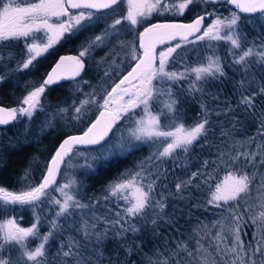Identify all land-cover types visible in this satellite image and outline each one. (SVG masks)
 Instances as JSON below:
<instances>
[{
  "label": "snow or ice",
  "instance_id": "obj_1",
  "mask_svg": "<svg viewBox=\"0 0 264 264\" xmlns=\"http://www.w3.org/2000/svg\"><path fill=\"white\" fill-rule=\"evenodd\" d=\"M197 2L213 6L232 5L237 11L228 16H220L216 7L212 11L206 8L203 15L197 16L188 24L149 23L138 33V45L135 41L119 40L125 27L132 30L137 25L148 22L153 15L164 16L170 13L173 18L182 17ZM122 4H126V14L117 17L114 14ZM71 9H76L78 14L71 15ZM242 15L244 19L241 18ZM53 17L56 18L55 23L51 22ZM101 18L111 19V23L99 35L86 40L78 55L61 56L46 74V78L27 92L18 107H0V125H7L22 117L31 121L37 111L44 109L41 97L46 88L63 80L69 66L72 69L71 77H79L85 69V57L110 38L117 39L121 50L127 49L125 56L130 57V63L126 67L131 70L114 83L111 91L104 90L106 94L103 95L102 102L98 99L100 94L95 90L86 94V98L79 104L73 101L71 109L75 119L79 120L90 105L97 106L99 116L82 135L68 136L63 140L46 165L42 180L36 186L29 182L27 190L21 191H10L0 185V212L4 213L12 205L35 207L43 197L49 196L50 191L59 192L62 199L51 200L59 209L55 214L56 219L50 221L52 229L59 227L57 220L60 217L72 216L79 210L81 217L75 230L82 235L84 243L70 238L52 256L46 245L53 236V231L49 230L40 236L39 215L35 217L36 223H32L30 227H20L15 218H8L0 221V264H104L105 259L108 264H121L120 249L130 256L140 247L136 243H126L128 234L141 232L148 223L155 228L164 213L165 199L161 195L157 200L152 195L156 182L152 179L151 169L146 168L142 161L137 170L120 173L105 190V201L115 198L124 202L118 205L121 210L112 212L111 216H96V203L90 201L84 204L77 199L76 194L68 191L77 183L74 178H69L67 183L58 188L53 187L57 183L60 166L73 151V145H99L102 141L106 142L105 138L116 121L126 118L134 125L129 128L131 139L137 142L159 141L163 145V150L155 154L157 160L172 156L177 149L187 152L194 142L207 137L210 131L208 111L201 105L202 118L185 127L183 123H179L182 116L178 114L177 99L172 87L162 88L158 85L166 82L180 83L191 78L189 91L202 92L203 89L198 87L199 83L209 78L223 77L224 66L221 57L215 53L212 41H223L228 45L227 53L232 56L233 65H239L247 71L253 64H258L264 70V31L258 33L259 39L249 42L243 27L251 26L253 31L257 28L264 29V0H0V42L25 38L26 59L18 63L17 70L29 69L34 66L38 57L49 53L66 34L71 38L76 32L86 30ZM209 18L211 23L205 26L204 21ZM38 33H43V37L38 36ZM176 36L181 38L179 43L174 47H167L166 51L157 52L156 44L163 45L165 40H173ZM189 37H194V40H189ZM28 40L32 42L29 43ZM38 40L41 42H37ZM195 41L209 42L207 50L211 54L204 58L206 62L195 67L185 66L179 72L169 71L168 65L176 61L180 55L177 50L182 44ZM104 76L107 77L108 72ZM2 81L3 78L0 77V82ZM244 84L245 81L241 80L238 87L243 88ZM258 95H264V86L259 87L258 91L241 94L238 104L245 111L255 109ZM155 104L161 107L153 113ZM112 106H115L114 109ZM137 110H140L141 115L137 116ZM68 112L69 108L57 106L50 116L46 115L40 132L52 128L53 120ZM162 118L169 120V123L162 124ZM258 118L260 123L256 134L244 141H233L226 145L225 151L218 154L217 167L224 165L229 171L226 183H217L214 188L209 185L210 198L207 204L220 209V218L210 225L198 224L188 240L177 241L176 248L167 256L156 250L154 254L158 258L153 260L146 257L148 264H181V261L182 264H264V171H261L264 169V143H256L258 151L241 150L246 144L256 142L257 137H264V112ZM25 132L27 134L30 129L26 127ZM221 135L227 136L228 133L222 131ZM133 147L131 143H118L108 150L107 155L101 156L99 160L94 158V161L97 165L106 164L113 156L130 152ZM151 160V156L147 158V161ZM208 163L204 162L205 165ZM84 167L92 169L93 164L86 163ZM199 175V172H193L191 177ZM28 176L29 170L25 169L23 179L27 180ZM191 177L176 183L177 193H181L192 183ZM211 179V174H207L204 183L209 184ZM242 205L244 211H241ZM86 209L92 212V222L85 218ZM149 209H159L158 212L153 211L154 219L149 220ZM246 213L251 226L255 227L252 239L247 243L241 238V224L246 223ZM134 220L142 227H137ZM101 221L104 224L103 230L97 228ZM110 233L117 240V247L112 249L116 253L114 260L106 257L104 251L105 241ZM33 237L40 240L34 248L30 244V238ZM205 237L210 238L207 246L203 243ZM89 241H94L90 250ZM12 251L18 255L13 257Z\"/></svg>",
  "mask_w": 264,
  "mask_h": 264
},
{
  "label": "trees",
  "instance_id": "obj_2",
  "mask_svg": "<svg viewBox=\"0 0 264 264\" xmlns=\"http://www.w3.org/2000/svg\"><path fill=\"white\" fill-rule=\"evenodd\" d=\"M213 7L218 9L217 14L220 16H227L236 11L225 4L206 5L205 9L212 11ZM205 9L201 11L199 4L195 3L186 10V14L184 13L182 17L175 19L187 21L193 17V14L204 12ZM241 18L244 19V15ZM158 19L165 18L152 16L148 22L138 25V30L140 31L147 24ZM210 19L205 20V25ZM110 22L111 19L99 20L98 23H94L86 30L76 32L71 38L66 34L50 49L49 53L38 57L34 61V66L29 69L17 70L18 63L26 58L25 38L0 42V77L3 78V81L0 82V107H18L27 92L43 81L47 71L54 65L59 56L67 53L74 56L78 55L81 45L89 38L99 35ZM243 27L249 42L259 39L258 33L264 31V29L259 28L253 31L251 26L247 25ZM28 42L30 43V40ZM208 43L207 41H195L194 43L182 44V47L177 50L180 55L177 56L175 62L168 65V70L179 72L183 71L185 66L195 67L199 63L206 62L204 58L211 54L207 50ZM211 43L214 46L216 55L221 57L225 71L223 77L219 79L209 78L199 83L198 87L203 89L202 92L189 91L191 78L180 83L166 82L158 85L162 88L172 87L177 99L178 114L182 116L179 123H183L186 127L193 125L202 118L201 105L207 109L210 131L206 138L194 142L187 152L183 149H177L172 156L162 157L159 160L155 158V154L162 151L159 148L162 144L158 142L160 143L158 146H153L146 141V143H136L130 152L113 156L110 162L106 164L97 165L93 163L92 169L84 167L85 164L81 163L80 160L77 162L79 169L73 174V178L77 183L71 190L82 203L88 204L90 201L96 203V216H111L112 212L121 210L118 205L124 202L117 201L115 198L111 201H105L103 199L106 194L105 190L120 173L125 170H137L142 161L145 162L146 168L151 169L152 179L156 182L152 195L157 200L161 198V195L165 199L164 213L155 228L151 223H148L143 226L141 232L128 234L126 243L129 245L136 243L140 247L135 249L130 256L125 255V252L120 249L121 264H148L146 257H151L153 260L158 258L154 254L156 250L167 256L176 248L177 241L188 240L198 224L210 225L212 221L219 219L220 209L215 205L207 204V200L210 198L209 185L214 188L223 177L228 175L229 171L224 165L217 167L218 154L225 151L226 145L233 143V141H244L257 132L260 123L258 117L260 113L264 112V95L256 97L255 109L252 110L245 111L244 107L239 105L238 102L241 94L246 95L252 90L258 91L259 87L264 86V70L258 64H253L247 71L239 65H233L232 56L227 53L228 45L223 41H213ZM103 50L101 47L94 48L90 55L85 57V69L79 77L63 79L57 84L46 88L45 93L42 95L41 103L44 105V109L37 111L31 121L41 117V115L52 114L57 106L69 108V112L64 114L66 117L64 125L66 127L55 138L48 137L47 131L41 133L37 130L33 135V139L20 141L19 138L15 137L16 133L13 129L16 124L26 127L29 122L27 117H22L7 125H0V185L10 191L25 190L29 182L32 186L37 185L45 174L46 165L60 142L70 134L81 133L95 118L99 110L96 105H90L79 120L75 119L74 112L71 109L73 101L79 104L81 100L86 98V94L93 92V90L100 94L98 99H102L103 95L106 94L104 90L109 91L111 89L114 83L118 81L119 76L122 75V72L128 70L129 67L126 66L130 63H126L121 68L123 69L121 73V70L116 71L113 68L109 70L107 69L110 67L107 59L103 58ZM174 55L176 54L174 53ZM105 72H108L107 77L104 76ZM111 75L114 76L111 77ZM241 80L245 81L243 88L238 87ZM249 81H251L250 84ZM154 107L159 109L160 105L155 104ZM229 108H231V111H228ZM164 120L162 118V124H164ZM222 131L227 132L228 135L222 136ZM28 135V133L25 135L26 138ZM114 135L113 132L106 139V142L103 141L99 145L73 150L79 153L99 150L110 143ZM256 143H264V137H257L256 142L246 144L245 148L241 150L258 151ZM44 146L45 151L40 153L41 147ZM150 156L152 160L147 161ZM205 161L209 163L205 165ZM25 169L29 170L27 180L23 179ZM261 171H264V169H261ZM193 172H199L201 175L191 177ZM207 174H211L212 179L206 185L204 180ZM189 177L192 178V183L181 193H177L176 183L182 180L186 181ZM60 197V194L58 196L57 192L52 190L49 192V196L43 197L35 207L12 205L7 213L0 212V221L15 218L19 225L27 226L33 222L35 216L39 215L40 236H43L49 230L53 231V236L46 247L54 256L61 244L68 242L70 238H75L84 243L82 235L75 230L76 224L80 222L81 213L79 210L74 212L72 216L60 217L57 220L59 227L52 229L50 221L56 219L55 214L59 209L57 205L51 203V200ZM84 211L87 213L85 218L92 222V212L87 209ZM153 211L158 212L159 209H149V220L155 218ZM241 211H244L243 205ZM244 221L246 223L242 222L241 224L243 229L241 238L247 243L252 239L255 227L251 226L247 213L244 216ZM136 226L142 227L138 222H136ZM97 228L103 230L104 224L102 221L97 224ZM212 231L214 233L215 229ZM209 240V237H205L203 240L205 246L209 244ZM39 241L38 238H30L31 247ZM93 243L94 241L88 242L89 250ZM114 247H117V240L110 233L109 238L105 241L104 251L105 256L111 257L113 260L116 256V253L112 251ZM4 254L7 255L8 253ZM11 254L13 257L18 255L15 251H12ZM104 264H108L107 259L104 260Z\"/></svg>",
  "mask_w": 264,
  "mask_h": 264
},
{
  "label": "rangeland",
  "instance_id": "obj_3",
  "mask_svg": "<svg viewBox=\"0 0 264 264\" xmlns=\"http://www.w3.org/2000/svg\"><path fill=\"white\" fill-rule=\"evenodd\" d=\"M34 2V1H32ZM197 4H199L200 6V10L202 11V9H205V4H203L202 2H197ZM194 5V4H193ZM192 6V5H191ZM190 6V7H191ZM126 11H127V7H126V4H122L120 6L119 9H117V12L114 14L116 15L117 17L120 15V14H126ZM186 12V11H185ZM71 15H76L78 14V11L76 10L75 12L71 13ZM186 14V13H185ZM197 13L193 14V17L190 19V20H187V21H191L195 16H196ZM156 16V15H153V17ZM228 16V15H227ZM156 17H159V18H165L167 20H173L175 18L172 17V15L169 13V14H165L164 16H156ZM152 18V17H150ZM214 18V17H213ZM165 19H162V20H165ZM99 20H106L105 18H101ZM98 20V21H99ZM108 20V19H107ZM160 19H158V21H162ZM98 21L94 22V23H98ZM53 23L56 22V18L53 17L52 18V21ZM111 23V22H110ZM211 23V19L208 20V22L206 23L205 26H207V24ZM139 30H138V25L132 29V30H128L127 27H125V29L122 31V34L119 36V40H125V41H129V42H132V41H135L137 43V40H138V34ZM38 36L40 37H43V33H38L37 34ZM23 38V37H22ZM189 40H194V37L193 38H190ZM32 41L30 40V43ZM37 42H41V41H37ZM180 40L176 41L174 40V42H169V43H165L162 45V47L159 48V51H166L167 50V47H174L176 43H179ZM213 42V41H212ZM185 44V43H184ZM56 45V44H55ZM54 45V46H55ZM53 46V47H54ZM101 48H103V58L107 59V62L109 64L110 67H108L107 69L110 70V68H113L114 70L118 71V70H121L120 73L122 72L123 69H121L126 63L130 62V57H126L125 56V52L127 51V49H124V50H121L120 47H119V44H118V41L117 39H109L108 41L105 42V44L101 45L100 46ZM99 48V47H98ZM158 51V52H159ZM116 52H119L120 54L119 55H115L114 53ZM26 59V58H25ZM113 61H115V63H113ZM126 72V71H125ZM124 72V73H125ZM119 74V72H117ZM115 74V73H113ZM123 74V72H122ZM114 76V75H113ZM111 75V77H113ZM122 76V75H121ZM119 76V78L121 77ZM110 77V78H111ZM72 78V77H71ZM118 78V79H119ZM117 79V80H118ZM118 82V81H117ZM116 82V83H117ZM111 91V89L109 90ZM27 95V94H26ZM101 102H102V99H101ZM113 109L115 106H112ZM161 107V105H160ZM152 111L153 113L157 112L158 111V108L157 107H154L153 105V108H152ZM49 116L51 114H48ZM141 115V112L140 110H137V116ZM45 117L46 115H41V117L33 120V121H29L28 124H27V128L30 129V132H28V137L26 138V132H25V129L26 127H21V125L19 124H16V126L14 127V131L16 133L15 137L16 138H19L20 141H24L25 139L28 140V139H33V135L34 133L39 130L40 131V128H41V125L44 123L45 121ZM65 115L63 117H57L55 120H53V127L50 128V129H47L46 131L48 132V137H51V138H55L58 134H60V131L62 129H64L66 127V125H64L65 123ZM164 124H167L169 123V120L165 119L164 120ZM131 127H134V125L132 124L131 121H129L128 119L126 118H122L118 121H116V124L114 126V128L111 130V133L110 135H112V133L114 132V138L113 140L108 143L106 146H103V148L99 149V150H94L93 152L91 151H84L82 153H79V152H75L74 150L69 154L68 157H65V162L61 164V171L60 173L57 174V177H56V181L57 183L53 186L54 188H58L60 185L62 184H65L68 182V179L69 178H73V174L74 172L79 169L78 165H77V162L80 160L81 163L83 164H86V163H90V164H93L95 163L94 161V158L96 160H99V158L101 156H105L108 154V150L111 149V147L113 145H116L118 143H131L132 145L135 146L136 143H139L133 139H131L130 135H129V128ZM186 127V126H185ZM110 135L106 138L108 139L110 137ZM105 139V140H106ZM151 145L153 146H158V143L159 141H148ZM103 143V142H102ZM141 143H146V142H141ZM160 149L163 150V145L160 147ZM45 146L44 147H41V151L40 153L44 152L45 151ZM155 150V149H154ZM152 150V151H154ZM46 169V168H45ZM46 172V171H45ZM227 176L223 177L222 180L219 182L220 184H224L226 183V178ZM36 186V185H35ZM27 190V189H25ZM21 191V190H20ZM70 193H73L74 192L69 189L68 190ZM57 192V191H56ZM58 196H59V192H57ZM61 196V194H60ZM58 199H62V196ZM36 217V216H35ZM34 217V220L32 223H36V219ZM6 220V219H5ZM31 223V224H32ZM30 225H27V226H23L20 224V227H30ZM39 242H36L35 244H33V248L39 244Z\"/></svg>",
  "mask_w": 264,
  "mask_h": 264
},
{
  "label": "water",
  "instance_id": "obj_4",
  "mask_svg": "<svg viewBox=\"0 0 264 264\" xmlns=\"http://www.w3.org/2000/svg\"><path fill=\"white\" fill-rule=\"evenodd\" d=\"M232 6V5H231ZM233 8H235L234 6H232ZM204 13H200V14H198V15H196L195 16V18H193L191 21H181V20H175V21H162V22H159V21H155V22H152V23H182V24H188V23H191L193 20H195L196 19V17L197 16H199V15H203ZM148 26V25H147ZM146 26V27H147ZM141 31H143V29L141 30ZM189 38H191V37H189ZM181 38H180V36H176L173 40H165V43H168V42H172V41H174V40H180ZM164 43V44H165ZM139 44V41H138V43H137V45ZM162 46V44H156V49L158 50V48L159 47H161ZM64 56H71V55H64ZM59 60V58L56 60V61H58ZM55 66V65H54ZM53 66V67H54ZM52 69V68H51ZM51 69H50V71H51ZM131 69H130V67L128 68V70L127 71H130ZM49 71V72H50ZM71 71H72V69H71V67L69 66V68L67 69V74H66V76H65V78L64 79H67L68 77H71V75H70V73H71ZM127 71L125 72V73H123L122 75H124V74H126L127 73ZM122 77V76H121ZM120 77V78H121ZM5 108H8V107H5ZM99 116V112H98V115L91 121V123H90V125L88 126V127H90L91 126V124L93 123V122H95V120L97 119V117ZM115 125V124H114ZM114 125H113V127H114ZM87 127V128H88ZM113 127H112V129H113ZM87 128L85 129V131L87 130ZM111 129V130H112ZM111 130L109 131V133L111 132ZM109 133H108V136H109ZM83 134V132H81L80 134H70L69 136H72V135H76V136H79V135H82ZM107 136V137H108ZM68 137V136H67ZM67 137H65L64 139H66ZM106 137V138H107ZM63 139V140H64ZM63 140L60 142V144L63 142ZM60 146V145H59ZM58 146V147H59ZM87 146H92V145H89V144H83V145H73V147H78V148H82V147H87ZM55 154V153H54ZM53 154V155H54ZM52 155V156H53ZM51 161V160H50ZM42 180V179H41Z\"/></svg>",
  "mask_w": 264,
  "mask_h": 264
}]
</instances>
